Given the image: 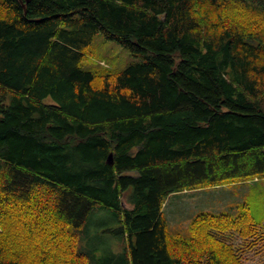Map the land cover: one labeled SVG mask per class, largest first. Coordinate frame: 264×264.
Listing matches in <instances>:
<instances>
[{"label": "trees", "instance_id": "trees-1", "mask_svg": "<svg viewBox=\"0 0 264 264\" xmlns=\"http://www.w3.org/2000/svg\"><path fill=\"white\" fill-rule=\"evenodd\" d=\"M98 33L139 60L85 68ZM257 176L264 0H0V264H244L212 231L255 235L248 210L186 237L163 207ZM98 210L122 252L80 246Z\"/></svg>", "mask_w": 264, "mask_h": 264}, {"label": "rangeland", "instance_id": "rangeland-1", "mask_svg": "<svg viewBox=\"0 0 264 264\" xmlns=\"http://www.w3.org/2000/svg\"><path fill=\"white\" fill-rule=\"evenodd\" d=\"M85 53L87 57L84 66L92 70L104 66L122 70L139 60L118 41L107 39L102 33L95 35ZM46 101L52 102V98L48 97ZM244 210L252 214L258 225L255 235L244 238L237 229L224 232L214 229L212 232L219 239L233 244L244 264H264V176L238 178L217 186H202L175 192L167 198L163 207L169 233H180L186 237L191 235L193 219L202 212L236 216ZM108 215L107 210H98L92 215V222L90 221L88 227L79 229L82 237L80 246L94 251L97 258L107 252L105 246H95L92 243L97 237L105 239L103 243L110 245L116 252H122L126 245L121 235L112 231L120 224L108 221ZM101 217L105 218L103 222L99 220ZM94 219L98 221L95 223ZM97 264L100 263L97 261Z\"/></svg>", "mask_w": 264, "mask_h": 264}, {"label": "water", "instance_id": "water-1", "mask_svg": "<svg viewBox=\"0 0 264 264\" xmlns=\"http://www.w3.org/2000/svg\"><path fill=\"white\" fill-rule=\"evenodd\" d=\"M29 1L30 0H27V2H29ZM109 159H110V163H113V154H110Z\"/></svg>", "mask_w": 264, "mask_h": 264}]
</instances>
